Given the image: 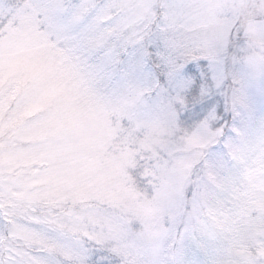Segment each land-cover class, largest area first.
Wrapping results in <instances>:
<instances>
[{
  "label": "snow or ice",
  "instance_id": "1",
  "mask_svg": "<svg viewBox=\"0 0 264 264\" xmlns=\"http://www.w3.org/2000/svg\"><path fill=\"white\" fill-rule=\"evenodd\" d=\"M0 264H264V0H0Z\"/></svg>",
  "mask_w": 264,
  "mask_h": 264
}]
</instances>
